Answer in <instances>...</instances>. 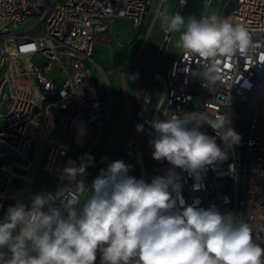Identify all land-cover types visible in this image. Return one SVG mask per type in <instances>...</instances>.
<instances>
[{"label": "built area", "instance_id": "obj_1", "mask_svg": "<svg viewBox=\"0 0 264 264\" xmlns=\"http://www.w3.org/2000/svg\"><path fill=\"white\" fill-rule=\"evenodd\" d=\"M187 1L181 4L179 0L174 14L182 15ZM231 1H225L221 13L213 14L245 25L251 45L243 53L215 58L218 80L213 82L203 75L213 60L181 49L169 60L165 74L159 72L165 54L158 55L143 87L138 78L140 57L129 65H119L118 77L125 101L131 97L128 72L135 80L144 127L138 134L134 154H141L145 164L147 156L151 181L172 169L181 185L180 196L187 204L199 200L198 207L215 206L222 214L239 215L261 243L264 0H234V7L226 14ZM213 2L201 0L200 17L212 14ZM153 3L154 0H0V221L9 207L23 204L30 209L36 195L58 196L54 206L60 207L65 196L78 191L82 176L67 177L65 169L87 167L89 152L101 141L111 114L110 81L94 57L97 37L109 35L118 19H130L134 28L141 29ZM157 12L158 6L151 16L145 42ZM152 77L159 86L157 91L148 85ZM99 78L105 83L108 101L98 94ZM152 103L155 106L149 111ZM185 113L203 121L199 131L214 137L227 154V159L209 166L199 179L152 155L150 140L156 136L152 122ZM221 116H227L230 127L240 135L238 144H226L212 128L211 124ZM80 126L85 127L81 142ZM74 144L80 145L82 152L78 153ZM137 172L143 179L140 169L133 171L134 177ZM83 186L87 195L84 181ZM172 195L176 198L175 192ZM95 264H100L99 253Z\"/></svg>", "mask_w": 264, "mask_h": 264}, {"label": "clouds", "instance_id": "obj_2", "mask_svg": "<svg viewBox=\"0 0 264 264\" xmlns=\"http://www.w3.org/2000/svg\"><path fill=\"white\" fill-rule=\"evenodd\" d=\"M158 15L164 32L179 33L176 48L213 60L203 72L213 82L220 78L215 58L243 53L251 45L245 25L216 14L185 18L161 10ZM201 122L191 113L153 121V158L197 179L227 159L215 138L199 131ZM211 126L226 144L240 142L227 116ZM130 167L111 162L93 180L90 195L80 181L60 207L52 194L33 197L30 209L9 207L0 221V249H7L0 251V264H95L98 253L100 264H264V241L257 242L239 215L198 207L199 200L187 204L172 169L148 183L128 175ZM65 172L82 176L84 166Z\"/></svg>", "mask_w": 264, "mask_h": 264}, {"label": "rangeland", "instance_id": "obj_3", "mask_svg": "<svg viewBox=\"0 0 264 264\" xmlns=\"http://www.w3.org/2000/svg\"><path fill=\"white\" fill-rule=\"evenodd\" d=\"M225 1L226 0H214L210 13H221ZM178 2L179 0H154L148 21L141 29L138 30L134 28L132 23L128 20L120 19L115 23L112 34H109L107 38L103 35L99 39L103 45L98 44L95 47V60L109 78L112 97L110 119L103 131L101 141L89 152L87 167L84 168V174L82 175L84 185L87 188V195L91 194L93 180L100 175L102 169L106 170L108 164L116 160H122L126 165H130L134 159L133 139L135 126L141 123V102L137 93L134 77L128 72L127 81L129 84L130 96L133 105L138 109V112L135 113L136 115L134 114L135 116L133 115V117H131L126 108L125 97L120 86L118 66L129 65L139 57L136 54L139 53L142 44L145 42L147 28L157 6L158 11L167 10L168 14L172 15L178 7ZM200 2L201 0H188L182 16L185 18L189 16H196L199 18L202 12ZM233 7L234 0L226 7L225 13L228 14ZM167 34L168 33L164 32L161 26V20L157 12L150 37L148 41H146L145 49L137 64L138 78L142 87L149 78L152 63L156 61ZM172 37V40L169 41L166 46L167 49L164 60L159 69L161 74H165L169 60L172 59L179 50L175 46L179 38V33L172 34ZM98 75L100 76L99 71ZM99 81L103 80L99 78ZM152 89L157 91L159 89L158 84H154ZM105 91V100L108 101L109 96ZM154 106L155 103H152L149 111H151ZM78 141H82V136H78ZM87 148L88 145H86L84 149L86 150ZM74 149L78 153L82 152V147L78 144H74ZM73 158L78 159L79 156L73 155ZM145 160L147 161V168L149 165L147 156ZM136 179H140L138 172L136 173ZM19 186V182H16V189H18ZM3 250L7 251V249Z\"/></svg>", "mask_w": 264, "mask_h": 264}, {"label": "bare ground", "instance_id": "obj_4", "mask_svg": "<svg viewBox=\"0 0 264 264\" xmlns=\"http://www.w3.org/2000/svg\"><path fill=\"white\" fill-rule=\"evenodd\" d=\"M188 2V1H187ZM180 11V10H179ZM154 22H155V19H154ZM153 25H154V23H153ZM153 25H152V27H153ZM151 31H152V29H151ZM151 31H150V33H151ZM150 33L147 35V38H146V41H148V39H149V37H150ZM103 36V34H100V35H98V37H97V40L99 41V39L101 38ZM172 34H170V37H169V39L168 40H166V42H165V45L167 46V44H168V41H171L172 40ZM146 43L147 42H145V44L143 45V47L142 48H140V50H139V53L137 54V56H139V57H141L142 56V51L145 49V45H146ZM166 46H165V51H166ZM165 51H164V53H163V55L165 54ZM163 55H162V57H163ZM139 57H137V58H139ZM152 80H150V82L148 83V85L150 84V85H154L155 84V81L153 80V77L151 78ZM148 85H147V87H146V89L143 91V93H141L142 95V97H144V94L146 93V90H147V88H148ZM126 108H127V110H128V113L130 114V116L131 117H133V115L135 114V113H137L138 112V109L136 110L135 109V106L132 104V100H131V97H127L126 98ZM136 115V114H135ZM134 115V116H135ZM147 121V120H146ZM146 121L144 122L145 124H146ZM140 125H142L143 127H144V124H143V122L140 124ZM137 126L138 125H136L135 126V132H134V139H133V146H135L136 147V145H137V142H138V138H137V135L139 134V132L140 131H137ZM83 128L84 129V131H85V127H83V126H80V128ZM143 130V129H142ZM130 168H129V171H128V175H130V176H132V177H134V175H133V171L135 172L137 169H140V171H141V173H142V178H143V180L145 181V182H148V183H150L151 182V174L148 172V170H147V168H146V164L144 163V161L142 160V158H141V154H138V155H136V154H134V159H133V161H132V163L130 164ZM136 178V177H135Z\"/></svg>", "mask_w": 264, "mask_h": 264}, {"label": "trees", "instance_id": "obj_5", "mask_svg": "<svg viewBox=\"0 0 264 264\" xmlns=\"http://www.w3.org/2000/svg\"><path fill=\"white\" fill-rule=\"evenodd\" d=\"M95 52V51H94ZM96 87H97V91H98V94L100 96V98L105 101V98H106V95L104 94V91L106 89V86H105V83L103 81H97L96 82ZM84 133V129L81 127L79 129V133H78V136H82ZM82 134V135H81Z\"/></svg>", "mask_w": 264, "mask_h": 264}, {"label": "water", "instance_id": "obj_6", "mask_svg": "<svg viewBox=\"0 0 264 264\" xmlns=\"http://www.w3.org/2000/svg\"><path fill=\"white\" fill-rule=\"evenodd\" d=\"M169 37H170V34H167V36H166V38H165V41H164V43H163V45H162V47H161V49H160L159 56L163 54V52H164V50H165V46H166V45H165V42H166V40H167Z\"/></svg>", "mask_w": 264, "mask_h": 264}, {"label": "crops", "instance_id": "obj_7", "mask_svg": "<svg viewBox=\"0 0 264 264\" xmlns=\"http://www.w3.org/2000/svg\"><path fill=\"white\" fill-rule=\"evenodd\" d=\"M118 20H120V19H118ZM118 20H117V21H118ZM125 20H128V21H130V22L132 23V21H131L130 19H125ZM117 21H116V22H117ZM147 21H148V19H147ZM147 21H146V22H147ZM116 22H115V23H116ZM115 23H114V25H115ZM114 25L112 26V29H113ZM132 26H133V24H132ZM133 27H134V26H133ZM110 34H112V31H111ZM104 36H105L106 38L108 37V35H104ZM98 44H102V45H103L102 42H100V41L97 40V45H98ZM137 53H138V52H137ZM136 55H137V54H136ZM135 61H136V60H135ZM135 61H134V62H135ZM132 63H133V62H132ZM120 86H121V85H120Z\"/></svg>", "mask_w": 264, "mask_h": 264}]
</instances>
